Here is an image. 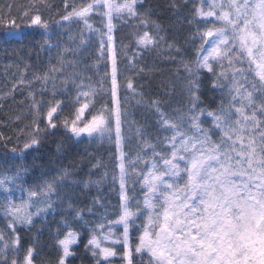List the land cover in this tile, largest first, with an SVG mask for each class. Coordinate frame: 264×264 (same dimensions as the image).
Listing matches in <instances>:
<instances>
[{
    "label": "trees",
    "instance_id": "obj_1",
    "mask_svg": "<svg viewBox=\"0 0 264 264\" xmlns=\"http://www.w3.org/2000/svg\"><path fill=\"white\" fill-rule=\"evenodd\" d=\"M113 1L138 2L132 13L114 12L116 60L128 206L134 213L133 264H155L144 249L135 251L146 230H159L153 222L159 209L145 207L146 194L152 195L145 177L167 170L164 160L171 159L174 135L178 144V133L196 134L199 125L218 139L221 133L207 113L228 102L229 81L220 74L231 76L246 64L238 61L229 40L223 55L211 62V71L200 66L205 32L226 25L217 18L200 19V10L208 8L205 0ZM89 4L93 7L86 16L76 15ZM96 4L100 2L0 0V160L7 162L0 172L18 175L24 197L31 201L19 207V215L31 213L32 222H15L14 233L22 259L31 248L34 264H59V241L69 232L76 242L64 264H126L106 16L104 6ZM36 16L40 25L32 23ZM11 30L21 33L19 40H7ZM145 33L151 43L140 42ZM52 108L55 128L48 121ZM94 118L104 122L103 131L79 139L71 135L74 123L83 127ZM33 137L39 145L25 149ZM15 154L22 157L13 163ZM34 191L39 195L31 197ZM12 233L0 222V243L6 246ZM106 248L115 253L108 261L102 252Z\"/></svg>",
    "mask_w": 264,
    "mask_h": 264
},
{
    "label": "snow or ice",
    "instance_id": "obj_2",
    "mask_svg": "<svg viewBox=\"0 0 264 264\" xmlns=\"http://www.w3.org/2000/svg\"><path fill=\"white\" fill-rule=\"evenodd\" d=\"M103 3L109 8V14L122 8L132 13L130 4L117 5L110 0ZM228 3L230 11L216 17L226 25L217 30L219 40L211 41L213 47L200 60V66L211 71L209 59L220 58L223 54L218 44H227L229 40L237 51L238 61L246 66L235 68L231 76L220 74L229 81V99L226 105L222 101L218 112L207 113L214 118L215 128L221 133L218 139L213 140L199 125H196V134L178 133V144L174 135L171 159L164 160L167 170L159 175L149 172L145 177L148 193L152 194H146L145 207L159 209L154 221L153 216H149L159 230H146L135 251L146 248L155 264H264V0H228ZM92 7L89 4L76 15L84 17ZM32 23L40 25V17L36 16ZM208 35L213 36V33L210 31ZM140 42L151 43V39L145 33ZM116 72L114 59L113 94ZM84 107L79 110L81 114ZM55 111L52 108L48 113L50 122ZM116 121L119 141V110ZM103 124L102 120L94 118L83 127L74 123L71 130L77 136L84 132L91 135L103 131ZM51 127L56 125L51 124ZM39 143V139L33 137L24 148L31 149ZM165 176L179 178V182H169ZM47 188L51 191L52 185ZM38 195L35 191L30 193L31 197ZM19 212L20 209L15 210V221L32 222L31 213L19 215ZM132 215L134 213L125 208L121 216L125 237L127 220ZM75 242L72 232L59 241L63 249L59 264H64V258L71 255L69 246ZM15 243H19L18 239ZM89 243L96 244V241ZM103 252L105 257L115 255L108 249ZM32 254L33 249L29 248L26 264H32ZM128 255V264H132L131 253Z\"/></svg>",
    "mask_w": 264,
    "mask_h": 264
},
{
    "label": "rangeland",
    "instance_id": "obj_3",
    "mask_svg": "<svg viewBox=\"0 0 264 264\" xmlns=\"http://www.w3.org/2000/svg\"><path fill=\"white\" fill-rule=\"evenodd\" d=\"M205 2L208 4V8L201 9L199 12V17L203 21L215 20L217 15H219L221 12L230 11L228 0H205ZM112 3H114V1H112ZM129 4L132 6V12H133V10L135 9L138 2L132 1ZM100 5L104 6L103 0H101L100 4H96V6H100ZM122 10H124L127 13H130L127 8H122ZM105 11H106V9H105ZM89 12H90V10L88 11V13ZM114 12H115V10L112 11V13H114ZM209 12H213V13H215V15H207V13H209ZM223 22L226 23L225 21H223ZM217 30L218 29H216V30L210 29V30L205 32L206 42H205L204 49L200 55V60L203 58V56L207 55L208 51L211 50V48L213 47V44L211 43V41H213V40L218 41L219 40V37L216 35ZM210 31L213 33V36L208 35V32H210ZM20 36H21V33L14 31V30H11L7 33V40H9V41L10 40H19ZM227 44H218V48H219L220 52H222V49ZM215 60L210 58L209 63L211 64V62H213ZM85 109L86 108L84 107L83 113H84ZM83 113L82 114L79 113L80 118L83 116ZM53 118L54 117L52 116L51 121L53 120ZM51 124H53V123L49 121V127L50 128H52ZM72 127L69 128V131H70L71 135L77 139L84 138V137H90L94 134V132L91 135L84 132V133H80V135L77 136L75 133L72 132V130H71ZM21 157H22V155H20V154L13 155L12 156V160L14 161L13 163H15L16 160L18 158H21ZM4 164H7V162L0 160V170L2 168H4V166H5ZM157 175H159V174H157ZM167 177H171V176H165L164 179ZM18 178H19L18 175L13 174V172H10L7 170L0 172V181H3V184H0V222H2V224H6L7 227L10 229V231L13 232L12 236L9 237L6 241V246H7L6 250H4L5 242L2 241V243H0V249H1L0 250V264H13V261H15L16 264H26V257L27 256H25V258L22 259L20 245H19V243L18 244L15 243L17 241V236L14 233V224L17 221L14 220V213H15L16 209H20L19 208L20 206H22L24 204L28 205L31 201L25 199L24 191H23L22 185L20 184ZM73 245H74V243L69 246L70 252H71V248L73 247ZM106 249H108V248H106ZM103 250L104 249H102V252H103ZM108 250L112 252V250H110V249H108ZM144 250L151 256V254L148 252V250L146 248ZM33 255H34V253L32 254L31 259L33 258ZM71 256H72V253H71V255H69L66 258L69 259ZM103 257H104V260L108 261V260L112 259L113 255L105 257L104 252H103ZM32 264H34L33 260H32Z\"/></svg>",
    "mask_w": 264,
    "mask_h": 264
},
{
    "label": "bare ground",
    "instance_id": "obj_4",
    "mask_svg": "<svg viewBox=\"0 0 264 264\" xmlns=\"http://www.w3.org/2000/svg\"><path fill=\"white\" fill-rule=\"evenodd\" d=\"M112 3V0H110ZM105 5V4H104ZM107 18H108V40H109V48H110V58H111V63L113 66V60L115 59V49H114V35H113V24H112V11L109 14V8L107 6ZM109 26H111V30H109ZM113 86V82H112ZM113 107H114V112L115 116L117 114V110H119V99H118V84H117V74H116V86H115V94H113ZM120 127V123H119ZM117 149H118V158L120 162V177H121V200H122V205H123V212L125 208L128 209L127 207V192H126V185H125V177H124V172H123V144H122V134H121V127H120V139L119 141L117 140ZM123 185V186H122ZM124 227V232H125V225ZM125 245H126V256H127V263L129 262V253H130V234H129V223L127 220V237H125Z\"/></svg>",
    "mask_w": 264,
    "mask_h": 264
},
{
    "label": "water",
    "instance_id": "obj_5",
    "mask_svg": "<svg viewBox=\"0 0 264 264\" xmlns=\"http://www.w3.org/2000/svg\"><path fill=\"white\" fill-rule=\"evenodd\" d=\"M120 125H121V117H120ZM122 126V125H121Z\"/></svg>",
    "mask_w": 264,
    "mask_h": 264
}]
</instances>
